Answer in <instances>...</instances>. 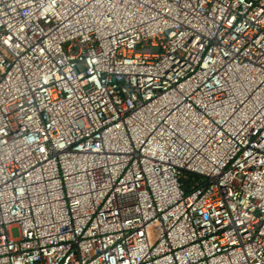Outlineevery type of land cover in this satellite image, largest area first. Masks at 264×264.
Returning <instances> with one entry per match:
<instances>
[{
  "label": "built area",
  "instance_id": "obj_1",
  "mask_svg": "<svg viewBox=\"0 0 264 264\" xmlns=\"http://www.w3.org/2000/svg\"><path fill=\"white\" fill-rule=\"evenodd\" d=\"M0 264H264V0H0Z\"/></svg>",
  "mask_w": 264,
  "mask_h": 264
},
{
  "label": "rangeland",
  "instance_id": "obj_2",
  "mask_svg": "<svg viewBox=\"0 0 264 264\" xmlns=\"http://www.w3.org/2000/svg\"><path fill=\"white\" fill-rule=\"evenodd\" d=\"M10 233L13 237H18L19 236V229L18 227L14 226L10 229Z\"/></svg>",
  "mask_w": 264,
  "mask_h": 264
}]
</instances>
